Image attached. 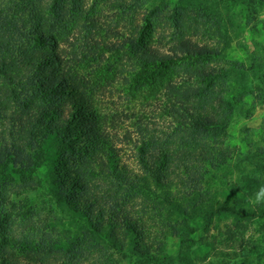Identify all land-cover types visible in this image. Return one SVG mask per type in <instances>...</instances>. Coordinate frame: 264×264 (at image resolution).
<instances>
[{
  "label": "trees",
  "instance_id": "obj_1",
  "mask_svg": "<svg viewBox=\"0 0 264 264\" xmlns=\"http://www.w3.org/2000/svg\"><path fill=\"white\" fill-rule=\"evenodd\" d=\"M226 8L0 0V264H164L163 244H141L151 230L230 212L205 191L233 160L227 94L249 70L220 59ZM117 84L146 106L105 112Z\"/></svg>",
  "mask_w": 264,
  "mask_h": 264
},
{
  "label": "rangeland",
  "instance_id": "obj_2",
  "mask_svg": "<svg viewBox=\"0 0 264 264\" xmlns=\"http://www.w3.org/2000/svg\"><path fill=\"white\" fill-rule=\"evenodd\" d=\"M151 2L155 6L167 3L170 10L185 8L200 11L207 7V14L215 6L223 12L227 5H233L229 20L230 28L233 27L230 31L231 40L223 48L220 59L224 64L234 62L249 70L244 73L240 83H230V92L227 94L235 106L223 141L232 151L233 160L221 164V169L210 174L211 178L205 184L211 209L222 205L228 207L230 212L215 213L196 225L184 218L176 230L164 227L151 230V239L148 237L150 241L146 238L147 241L144 239L145 242L141 244L147 247L153 245V248L163 244L170 257L164 264H264V193L260 192L264 188V0ZM161 19L159 17V22H162ZM206 33L211 34L210 31ZM189 35L201 40L195 33ZM202 41L216 43L217 38L205 36ZM251 69H256L257 74H252ZM123 90L126 93H122ZM148 95L133 94L127 87L117 84L113 91L102 97L97 96L96 100L107 112L137 111V105L142 104L141 109L146 106L144 101ZM123 159L134 167L130 152ZM43 172L41 168L38 174L42 175ZM258 194L261 196L260 203L256 202ZM181 202L185 205L186 199ZM188 225L192 229L189 232ZM134 230L139 231L136 227ZM132 239H128V243L125 239L124 248L127 249L128 245L131 247L133 243L137 246L141 242L139 238ZM120 244L113 241L108 249L113 259L123 260L117 249ZM159 255L161 259L163 256ZM123 261L127 262V259Z\"/></svg>",
  "mask_w": 264,
  "mask_h": 264
},
{
  "label": "clouds",
  "instance_id": "obj_3",
  "mask_svg": "<svg viewBox=\"0 0 264 264\" xmlns=\"http://www.w3.org/2000/svg\"><path fill=\"white\" fill-rule=\"evenodd\" d=\"M261 193H264V188H261L260 190ZM257 203H260L261 202V196L260 194L257 195V200H256Z\"/></svg>",
  "mask_w": 264,
  "mask_h": 264
}]
</instances>
